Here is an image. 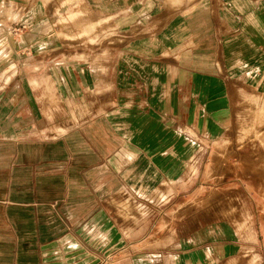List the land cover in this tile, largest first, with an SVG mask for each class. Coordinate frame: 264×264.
Listing matches in <instances>:
<instances>
[{
	"label": "crops",
	"instance_id": "obj_1",
	"mask_svg": "<svg viewBox=\"0 0 264 264\" xmlns=\"http://www.w3.org/2000/svg\"><path fill=\"white\" fill-rule=\"evenodd\" d=\"M50 1L0 0V264H135L141 254L132 255V246L145 251L139 247L148 240L149 218L154 236H162V209L145 197L163 172L174 178L189 149L175 116L187 113L192 132L217 133L230 123L226 86L249 52L227 46L220 20L241 18V34L264 39V0H235L230 17L221 9L227 0H86L100 18L123 12L115 17L125 39L122 58L110 62L102 80L113 93L100 97L85 92H96L93 70L84 69L90 64L65 57L61 43L50 50L56 57L38 61L45 68L39 75L35 63L25 74L19 71L16 42L2 41L7 20L22 17L20 5L31 20L38 5L46 9ZM66 9L64 4L56 17ZM33 29L46 32L49 25ZM52 34L27 54H45ZM8 61L17 71L4 75ZM42 86L58 101L48 113L93 117L43 126ZM163 114L170 116L165 135L158 121ZM122 201L155 214L135 213L134 223L118 216Z\"/></svg>",
	"mask_w": 264,
	"mask_h": 264
},
{
	"label": "rangeland",
	"instance_id": "obj_2",
	"mask_svg": "<svg viewBox=\"0 0 264 264\" xmlns=\"http://www.w3.org/2000/svg\"><path fill=\"white\" fill-rule=\"evenodd\" d=\"M235 2L227 0L225 5H221L229 17L235 13ZM64 4L67 9L61 12L63 17H56ZM248 5L243 7L242 13L250 8V3ZM38 6L40 11L37 10L31 20L24 17L25 4L20 5V20H7L8 33L2 41L16 42V53H20L17 60L23 65L19 71L25 74L27 66L30 68L35 63V74L41 75L45 68L38 65V61L56 57V53L50 50L59 48L61 43L65 57L90 64L83 68L93 70L91 74L96 81L93 84L96 92L85 91L88 95L100 97L113 93L112 87L109 88L102 80L106 79L110 62L114 58H122L125 39L123 33L116 30L115 17L123 15V12L100 18L86 0H51L47 4L48 9L43 4ZM233 20H220L228 32L227 46L242 50L244 55L248 51L249 65L245 62L247 64L241 66L240 74H236L237 79L226 86L230 123L217 133L209 134L198 129L192 132L186 129L189 126L187 113L175 116L179 138L189 149L180 158L174 178L163 172L160 185L145 197L148 205H159L162 209L157 227L162 236H154L151 227L154 220L149 222V218L148 240L139 247L146 249L138 252L137 245L132 246V255L141 254L140 261L133 259L132 263L264 264V39L253 41L255 35L241 34L242 19L234 17ZM45 23L49 25L48 31L33 29ZM27 29L36 33L30 35V40L22 42L29 37ZM242 30L248 31L243 26ZM52 31L57 34L49 38L51 44L45 49V54L37 56L32 51L27 54V48L32 49L34 42ZM231 37L234 38L231 40ZM258 37L262 38V35ZM8 53L4 52L7 60L12 57ZM9 62L3 68L4 75L17 71L15 66H11L14 63ZM96 62L103 65H92ZM41 90L44 96L38 99V103L42 107L43 126L58 122L69 124L78 117L82 121L93 117L91 114L77 116L73 110L68 116L48 113L55 107L57 109L58 101L49 88L42 86ZM184 102L186 108L188 100L184 99ZM78 104L73 102L71 106L76 108ZM158 121L162 124L163 134L169 133L165 126L170 123V116L163 114ZM117 205L120 208L118 216L130 218L134 223L135 213L141 216L155 214L134 204L126 205L123 201Z\"/></svg>",
	"mask_w": 264,
	"mask_h": 264
}]
</instances>
